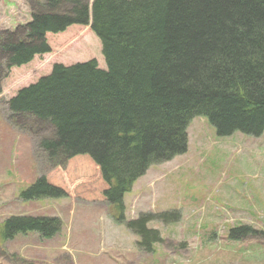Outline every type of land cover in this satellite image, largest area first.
Returning <instances> with one entry per match:
<instances>
[{"label": "trees", "instance_id": "1", "mask_svg": "<svg viewBox=\"0 0 264 264\" xmlns=\"http://www.w3.org/2000/svg\"><path fill=\"white\" fill-rule=\"evenodd\" d=\"M25 27L0 32V91L11 68L51 52L49 35L90 25L96 59L55 63L8 101L10 118L51 135L39 141L58 165L89 166L69 184L39 177L22 200L99 194L123 220L124 196L151 165L187 150V128L207 117L219 136L264 132V0H37ZM84 165V164H83ZM163 215H160V217ZM143 214L126 223L148 250L160 238ZM58 218L11 216L0 238H52ZM253 232V233H252ZM231 239L256 234L234 228Z\"/></svg>", "mask_w": 264, "mask_h": 264}, {"label": "rangeland", "instance_id": "2", "mask_svg": "<svg viewBox=\"0 0 264 264\" xmlns=\"http://www.w3.org/2000/svg\"><path fill=\"white\" fill-rule=\"evenodd\" d=\"M36 1L0 0V32L24 28ZM48 39L50 53L11 68L1 81L0 228L11 216L58 218L62 228L52 238L36 232L0 238V264H264V132L219 136L207 117L195 116L187 128V150L151 165L135 181L124 196L121 222L99 194L19 197L41 176L69 184L88 174L84 161L62 166L48 160L39 141L51 135L49 127L36 132L30 120L24 128L10 118L11 97L49 74L55 63L96 59L104 64L90 25ZM143 214L153 215L146 227L160 238L150 250L151 238L140 247L141 235L126 225ZM244 226L256 234L230 238L232 229Z\"/></svg>", "mask_w": 264, "mask_h": 264}]
</instances>
